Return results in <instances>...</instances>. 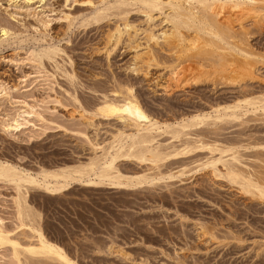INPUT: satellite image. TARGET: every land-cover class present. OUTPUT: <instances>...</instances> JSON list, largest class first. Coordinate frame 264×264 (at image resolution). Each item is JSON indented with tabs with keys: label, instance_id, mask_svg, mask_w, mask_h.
<instances>
[{
	"label": "rangeland",
	"instance_id": "1",
	"mask_svg": "<svg viewBox=\"0 0 264 264\" xmlns=\"http://www.w3.org/2000/svg\"><path fill=\"white\" fill-rule=\"evenodd\" d=\"M118 2L0 0V41L3 30L9 34L0 45V91L7 94L0 99V163L39 176L87 165L135 133L127 121L98 111L130 91L160 126L152 146L170 156L157 164L120 159L124 175L153 176L131 189L72 183L50 194L29 186L23 191L33 224L19 219L16 186L0 180V226L22 247L36 242L32 229L40 228L74 264H264V197L245 192L225 172L228 166L264 186V19L245 15V30L236 26V38L225 42L183 30L190 50L178 54L147 38L170 29L168 8L150 18L141 5L130 2L121 12ZM255 5L264 15V0ZM124 23L131 39L124 34L109 47ZM145 46L157 61L140 69L136 57ZM245 98L256 107L241 104L238 119L225 117L230 111L223 108ZM21 111L31 118L8 130ZM196 116L206 118L190 119ZM217 158L228 165L218 163L214 172L208 163ZM13 253L0 245V264H62L27 254L18 261Z\"/></svg>",
	"mask_w": 264,
	"mask_h": 264
},
{
	"label": "bare ground",
	"instance_id": "2",
	"mask_svg": "<svg viewBox=\"0 0 264 264\" xmlns=\"http://www.w3.org/2000/svg\"><path fill=\"white\" fill-rule=\"evenodd\" d=\"M130 2L132 4L134 3L141 5L143 9L146 10L145 12L148 14L150 18H152V13L154 12L163 13L164 12L163 10H165L166 8L169 9L168 14L165 13L166 14L165 20L166 22L171 24L170 29L169 30L166 29L167 31L164 29L165 31L164 30L163 32L161 31L162 32L161 35L150 33L147 38L149 42L154 43L156 46H158L160 44L159 42L162 40L161 44L163 43L162 45L166 50H168L171 53L176 52L178 54L179 53L183 54L184 52H187L186 50L189 47L186 44L187 38L183 34V30H186L187 32L188 31L191 32V30H193L197 34L208 33L210 36L214 37L218 41L225 42L228 38L232 39L233 36L234 38H236L237 34H235L234 31L236 26L238 27L239 30L244 29L242 19L245 15L246 16L254 15L255 17L254 16L252 17H254L255 20L260 19L261 21V18L264 19V15H262L259 11L260 8L257 7L258 5L257 6L255 5L256 0H132ZM130 2L128 0H119L117 5V10L120 9L122 6H126V5L128 6ZM216 4H218V6ZM228 5H230L229 8L226 7ZM226 8H228V10ZM120 11L118 12L120 13ZM199 11H202V15L199 13ZM199 14L201 15V17ZM127 23L123 24L124 26L123 28L117 26L114 32L110 35L108 40V43L110 44V45L108 44L109 47H114L115 45H118V42H120L124 34H127L128 38L131 39V35H132L130 33L131 27ZM2 32L3 35H2V40L0 41V45L6 39H8V35H9L8 31L6 30H3ZM194 39L195 37L193 38V40ZM215 39H213V41ZM195 41L193 42L195 43ZM205 41H207L206 38ZM188 42L189 41H187V43ZM193 44L190 43L189 45H193ZM163 47H160L161 50H163L162 49ZM191 47L194 50V47L190 46V48ZM197 50H195V53ZM227 50L229 49L227 48ZM231 50H232L231 52H234L233 49ZM47 51L43 55L49 59L52 53L51 51L50 53ZM204 51L205 50H203L202 52ZM237 51L239 54L240 53H242V55L245 54V51H241V48L237 49ZM228 52L229 51H227V53ZM43 55L41 53V55L37 54L36 56L40 61H42ZM155 57L156 56L154 55L153 50L149 46H145V50L142 53L140 52V54H138L136 57L138 60L136 61L137 63L136 66H138V68L140 69L145 66H147L148 68V66L151 63L157 61ZM221 62L222 59L220 63ZM223 65L226 66L227 64L223 63ZM243 67L245 66L243 65ZM184 73H186L185 70L177 71L175 73V80L177 82H181ZM126 94L127 96L121 97L122 99L120 101L117 100L104 101L102 106L98 108V111L104 117L107 118L116 117L120 120L127 121L130 124V126L135 129V133L126 135L124 138L117 140L109 147L102 149V155L98 157L95 156V158L91 160L90 163H88L87 165L72 167V168L70 167L61 168L51 172L44 171L39 176V175H33L32 173L25 170H20L19 168H16L7 163H0V180L14 184L17 188L18 195L15 200L16 203L15 205L18 208L19 219H21L22 222L24 221L26 222V219L29 220L31 219L30 222H32L31 224H33V222L35 223L36 221L34 220L35 216L33 211L28 207L29 205H27L25 192L23 191L25 190V188L27 190V187L29 186L45 190L50 194H58L64 192L72 183H82L93 186H109L112 188L131 189L137 186H141L142 184L149 183L151 181L150 178H152L153 176L149 178L147 175H139V174L135 176L124 175L117 167V162L120 159H135L141 163L149 162L151 164H157L158 162L163 161L164 158L166 159V157H169L171 154V153H164L160 151L159 148H155L152 146V143L154 141L152 134L154 131L160 129V126L156 121L150 119V116H147V114L141 108L139 102L137 101V99H135L131 91ZM5 96H7L6 92H4V90L0 91V99L4 98ZM254 101H255L254 99L245 98L243 101H241L240 103L234 106L223 108V111L225 113H228V111H230L229 112L230 114H226L225 117L238 119L239 118L238 111L243 110L241 104H245L248 107L249 106L256 107V101L255 102ZM218 114L219 115L217 118H220L221 117L220 114H222L221 110H218ZM31 116L32 113H28L27 111L19 112L16 115V117L11 121V123L7 124V129L11 131H18L21 127L25 125V124L23 125L21 122L22 121L27 122L26 118L29 117L31 118ZM204 118H206V116L205 117L196 116L193 119L192 118L190 119L193 121H197L199 119L203 120ZM184 150L185 149H183L182 152ZM187 151L188 150H186V152ZM181 154L183 153H175L174 155L177 156ZM222 158L220 159L217 158V160L214 159V161L208 163V165H210L213 168L214 172H219L217 168L218 163H223L224 166H226V164L228 163V161L226 160L223 161ZM225 172L229 180L233 183L240 184L242 186L241 187L242 190H244L245 192L252 194L255 192L258 195L264 197V186L260 185V183L257 180H253L252 178H246L245 176H243V174L235 171L234 169L228 166L226 167ZM1 226L3 227V225ZM1 226H0V245H4V246L5 244L11 245L14 252L13 255L18 261H20L21 258L20 255L27 254V255H39L42 257L43 256L48 257L53 260H57V262H60L62 264H74L67 257L66 250H64L58 244L50 241L43 234L40 228H36L35 224H34L35 227L32 229V231L36 236L35 239L36 242L31 243L26 247H22L18 241L13 240L11 238L13 236L10 237L9 236L10 234L8 235V231L6 233L5 230H3L4 228L2 229Z\"/></svg>",
	"mask_w": 264,
	"mask_h": 264
}]
</instances>
